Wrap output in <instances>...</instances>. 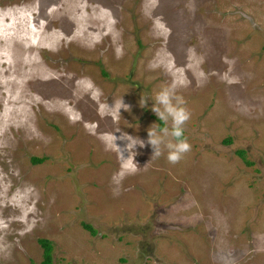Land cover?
<instances>
[{"label": "rangeland", "instance_id": "rangeland-1", "mask_svg": "<svg viewBox=\"0 0 264 264\" xmlns=\"http://www.w3.org/2000/svg\"><path fill=\"white\" fill-rule=\"evenodd\" d=\"M0 94V264H264V0H0Z\"/></svg>", "mask_w": 264, "mask_h": 264}, {"label": "clouds", "instance_id": "clouds-1", "mask_svg": "<svg viewBox=\"0 0 264 264\" xmlns=\"http://www.w3.org/2000/svg\"><path fill=\"white\" fill-rule=\"evenodd\" d=\"M140 104L145 106L147 99L142 97ZM185 104L184 99L177 95L175 89L172 87H165L157 92L151 110L157 116L158 120L166 126L161 128L157 124L152 125L148 129V139L146 142L128 136L127 134H122L120 138L128 142L126 149L117 147L115 143L116 137L113 135L115 147L118 149L122 159H124L122 155L124 150L130 153V151L133 152V149L137 145L144 147L145 143H147L152 148V158L161 157L164 155V150H166L168 163L173 165L179 163L191 151V144L184 135L185 125L191 119V113L185 107ZM122 105L127 107L123 104V101ZM169 122L170 126H168ZM128 159L129 157L124 160ZM137 167L133 159L131 171H136Z\"/></svg>", "mask_w": 264, "mask_h": 264}, {"label": "trees", "instance_id": "trees-1", "mask_svg": "<svg viewBox=\"0 0 264 264\" xmlns=\"http://www.w3.org/2000/svg\"><path fill=\"white\" fill-rule=\"evenodd\" d=\"M160 127H161V125H160ZM236 155L241 160H243V153L242 152L237 151ZM32 162H40V159L33 158ZM81 225H82V228L84 230L88 231L90 234H94V233H92V229L89 225H86V224H81ZM38 244L42 250V260L38 264H52V257H51L52 249H51V245H50L49 241L42 239V240L38 241ZM30 264H35V263H30Z\"/></svg>", "mask_w": 264, "mask_h": 264}, {"label": "bare ground", "instance_id": "bare-ground-1", "mask_svg": "<svg viewBox=\"0 0 264 264\" xmlns=\"http://www.w3.org/2000/svg\"><path fill=\"white\" fill-rule=\"evenodd\" d=\"M104 24H105V22H104ZM90 25V24H89ZM26 30V29H25ZM99 31V30H98ZM97 33V32H96ZM31 40V39H30ZM88 40V39H87ZM122 40V39H121ZM89 41V40H88ZM120 43V42H119ZM88 49V48H87ZM79 52V51H78ZM25 53H26V55H25V57L23 58V61H24V59L25 58H27L28 60H30V56L28 55V53L25 51ZM120 58V57H119ZM20 67V66H19ZM23 67V66H22ZM32 67V66H31ZM38 67V66H37ZM21 68V67H20ZM36 68V67H35ZM33 71V70H32ZM17 72V71H16ZM145 72V71H144ZM11 73H12V71H11ZM13 73H14V71H13ZM148 73V72H147ZM24 74V73H23ZM31 74V73H30ZM40 74V73H39ZM13 75V74H12ZM40 76V75H39ZM8 77V76H7ZM13 77V76H12ZM13 79V78H12ZM11 83V82H10ZM25 87V86H24ZM29 87V86H28ZM31 87V86H30ZM8 88V87H7ZM26 88V87H25ZM27 89V88H26ZM29 89V88H28ZM42 92H43V90H41ZM41 92V93H42ZM50 92V91H49ZM53 92V91H52ZM59 92V91H58ZM11 93V92H10ZM24 93H26L25 91H24ZM62 93V92H61ZM93 93V92H92ZM52 94V93H51ZM1 95V94H0ZM4 95V94H3ZM7 95H8V93H7ZM54 95H56V94H54ZM10 96V95H9ZM91 96V95H90ZM2 97V96H1ZM43 97H45V95H43ZM49 97V96H48ZM3 98H4V96H3ZM25 98H27V97H25ZM41 98H42V96H41ZM85 98V97H84ZM29 99V98H28ZM35 99V98H34ZM44 99V98H43ZM45 100H46V98H45ZM56 100V99H55ZM77 100V99H76ZM65 101V100H64ZM73 101V100H72ZM53 102H54V100H53ZM61 102V101H60ZM68 102V101H67ZM117 102V100L115 101V103ZM28 103V102H27ZM36 103V102H35ZM38 103V102H37ZM55 103H56V101H55ZM54 103V104H55ZM81 103V102H80ZM92 103H94V102H92ZM119 103H120V101H119ZM125 103V102H124ZM40 104V103H39ZM67 104V103H66ZM36 105V104H35ZM53 105V104H52ZM57 105V104H56ZM49 106H51V105H49ZM71 106V105H70ZM69 106V107H70ZM116 106V105H115ZM81 107H83V106H81ZM119 107V106H118ZM52 108V107H51ZM59 108V107H58ZM63 108V107H62ZM117 108V107H116ZM77 109V108H76ZM60 110H61V108H60ZM56 111V110H55ZM66 111V110H65ZM15 112V111H14ZM92 113V112H91ZM71 117V116H70ZM71 119V118H70ZM8 125V124H7ZM25 129V128H24ZM90 129H88V131H89ZM92 131V130H91ZM97 133V132H96ZM109 133V132H108ZM113 133V132H112ZM29 134V133H28ZM133 135V134H132ZM131 135V136H132Z\"/></svg>", "mask_w": 264, "mask_h": 264}]
</instances>
